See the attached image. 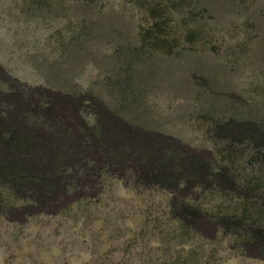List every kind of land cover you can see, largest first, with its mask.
<instances>
[{
    "label": "rangeland",
    "instance_id": "rangeland-1",
    "mask_svg": "<svg viewBox=\"0 0 264 264\" xmlns=\"http://www.w3.org/2000/svg\"><path fill=\"white\" fill-rule=\"evenodd\" d=\"M155 6L170 54L146 39ZM56 101L65 138L156 166L67 168L50 206L0 181V264H264V0H0V119L54 133ZM164 159L183 178L157 182Z\"/></svg>",
    "mask_w": 264,
    "mask_h": 264
},
{
    "label": "trees",
    "instance_id": "trees-1",
    "mask_svg": "<svg viewBox=\"0 0 264 264\" xmlns=\"http://www.w3.org/2000/svg\"><path fill=\"white\" fill-rule=\"evenodd\" d=\"M150 10L156 17H154V21L145 32L146 39L154 48L170 54L177 45H175V39H170L169 37L163 10L159 6L151 7ZM69 103L72 104L71 102ZM13 104H18L23 109L32 106L34 103L30 97H22L21 100L15 99ZM56 104L57 101L47 103L45 107V111H47L49 116L47 119L49 120L45 122L47 126L44 128H48L54 133H47L38 125L23 128L11 123L9 119L5 118L4 121L0 119V181L9 184L17 192H32L35 195L34 199L39 204L50 206L71 187L67 181L68 178L64 179V173L67 168L74 171H85L90 166L89 164H93L91 169L95 170L96 161L102 159L106 166L112 165L113 169L122 168L124 163H129L130 167L134 166L135 171H140L143 176L146 171L150 172L156 166L157 153H151L146 155V157L142 155L134 156L133 152L136 149L138 150L136 146L139 144L131 147V153L129 154L120 153L124 158L114 161L112 151L116 150L115 147L120 145L121 142L119 138L117 140L113 138L108 140L106 138L107 141H105L103 135L107 133L102 132L101 138L98 140H95L92 134L88 133L75 134L74 140L65 138L61 134L62 129L67 126L72 127V129L74 127L66 122L69 118L65 119L62 115L59 116L57 114L58 108ZM38 106H36V109L34 108V112L37 111ZM50 119L55 121L51 122ZM124 132L130 140L128 146H131L133 142L137 143L139 141L140 134H135L130 129ZM111 158L114 162L110 160ZM183 164H188L187 169H192V162L182 158L177 160L178 166H183ZM171 165L170 160H161L159 165H157L159 169H157L154 179L160 182L163 177H166L173 182L180 177L183 178L185 168L176 174L170 171ZM195 171L193 169L191 172L194 174ZM80 175L81 177L77 176L75 186L77 184L88 186L96 178L92 170ZM187 184H192V181L188 180ZM258 235L261 236V240H264V229L260 230Z\"/></svg>",
    "mask_w": 264,
    "mask_h": 264
}]
</instances>
